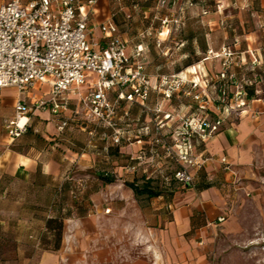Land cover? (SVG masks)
I'll list each match as a JSON object with an SVG mask.
<instances>
[{
  "label": "crops",
  "instance_id": "1",
  "mask_svg": "<svg viewBox=\"0 0 264 264\" xmlns=\"http://www.w3.org/2000/svg\"><path fill=\"white\" fill-rule=\"evenodd\" d=\"M239 3L237 14L243 26L240 37L247 41L241 52L247 56L249 52L260 51L258 42L264 36V0H240ZM108 6V0H98L93 6L89 19L93 40H100L103 36L99 24L112 19L113 13ZM250 15L254 25L249 28ZM251 38L252 41L249 40ZM155 77H152V82ZM47 92V85H41L30 93L13 87L0 89V229L10 224L12 219H17L15 224L45 225L41 218L37 220L36 216L20 215L26 204L22 198L11 195L9 191L12 188L8 183L43 189L60 188L63 184L72 187L75 182L82 186L79 201L63 205V210L73 215L65 218L61 248L55 251L42 249L37 264L74 263L77 259L73 256L82 252L91 241L92 244H102L100 235L105 227L108 243L116 245L118 239L115 235L121 224H125L127 229L137 230L135 234L146 244L149 236H153L159 244H165L166 240L181 244L203 238L210 248L216 243L225 246L230 240L252 246L249 250L264 248V96L243 102L236 112V119L225 118L219 130L203 143L201 150L207 159L201 175L210 186L203 189L194 186L177 192L166 206L172 213V219L166 223L162 196L155 197L151 206L143 208L133 190L126 186V180L121 178L124 168L128 174L133 173L132 168L122 167L117 162L123 157H140L139 153L148 140L138 134L145 131L143 127L147 124L137 130L129 128L135 136L131 141L124 139L120 143V155L114 154L116 148H108L114 143L107 134L101 137L102 141L93 138L86 144H80L69 132L77 121H72L61 131L49 111H38L32 115L30 128L19 138L13 140L8 136L5 125L14 116L17 103L47 97ZM73 110H78V115L85 117L76 99L71 101L68 117L72 116ZM137 136L143 141L138 142ZM101 161L107 164H101ZM96 166L97 170L87 175L90 180L80 177V170ZM100 170L105 174L113 173L115 181L104 183L98 175ZM200 180L201 176L196 183ZM89 199L92 205L88 203ZM50 200L53 202L54 197L51 196ZM52 202L48 210L42 211L46 217L54 212L56 204ZM7 203L11 207H7ZM89 205L92 213L79 214ZM257 244L260 245L254 247Z\"/></svg>",
  "mask_w": 264,
  "mask_h": 264
},
{
  "label": "rangeland",
  "instance_id": "2",
  "mask_svg": "<svg viewBox=\"0 0 264 264\" xmlns=\"http://www.w3.org/2000/svg\"><path fill=\"white\" fill-rule=\"evenodd\" d=\"M239 1L121 0L120 3L108 0L110 11H118L115 20L120 34L129 39L130 47L133 49L139 40H145L147 72L152 77L157 74H181L190 66H197L199 80L196 85L194 75L188 74L184 79L185 83L175 93L176 96L162 102L163 112L158 118V121H163L160 132L155 129L154 117L147 116L140 108L134 109L131 128L137 130L147 124L149 133L142 135L148 136V143L139 153V158L123 157L117 160L118 165L133 170V173L128 174L124 168L122 179L131 181L138 177L142 183L147 176L154 180L155 186L163 190L161 201L165 202L166 223L172 219L171 210L166 207L168 202L172 201L177 192L194 187L174 179V171L182 164L171 153L175 143L173 132L183 129L185 122H192V126L198 130L200 122L204 120L211 123L219 117L236 119V112L247 101L246 91L249 87L255 88L256 95L264 96V36L258 42V53L249 52L245 56L241 52L247 41L240 37L243 26L237 14L240 10ZM127 14L131 16L128 17ZM250 18L249 28L254 25L252 15ZM141 34H145V37H141ZM249 40L252 41L253 38ZM197 95L200 97L196 98ZM46 98L49 99V96ZM158 100H161L160 94L153 92L150 104L153 106ZM166 113L171 116L166 118ZM80 115L83 117V114ZM81 125L79 122L69 129L80 144H86L88 139L93 138H100L99 141H102L104 132L107 131L106 127L99 125L89 135L88 131L93 129V124H83L86 130ZM191 139L197 144L198 150H201L203 143L198 136H192ZM104 162L101 161V164H107ZM190 169L195 175L196 183L203 169ZM94 170H97V166L80 170V177L90 180L91 177L87 175L94 173ZM8 184L12 188L9 191L11 195L17 199L22 198L26 204L20 215L37 216V220L43 215L46 200L54 193L53 188H57L38 189L26 184ZM81 187L75 182L73 189L75 192L78 190L74 194L77 196L69 195L70 198H67L58 194L57 197L55 193L54 200H60L58 202L63 205L79 201ZM154 199L156 198L139 204L143 208L148 207ZM88 203L92 205L90 199ZM90 205L85 210H80L79 214L92 213L89 212L92 209ZM7 207H11V204L7 203ZM64 212L67 213L66 210ZM14 221L17 223V219ZM14 221L12 219L10 224H5L0 229V264H37L42 249L52 246L49 243L42 244V241L45 238L50 242L51 236L44 237V224H15ZM121 226L115 235L118 239L116 245L108 243L109 236L105 227L100 235L102 244H92L91 241L90 244L83 245L86 248L73 256L77 260L72 264H264V248L255 247L260 244L249 250L252 246L230 240L225 246L216 243L210 248L203 238L195 242L187 240L181 244L172 240L169 243L165 239V244H159L153 236H149L146 244L135 234L137 230L127 229L125 224Z\"/></svg>",
  "mask_w": 264,
  "mask_h": 264
},
{
  "label": "built area",
  "instance_id": "3",
  "mask_svg": "<svg viewBox=\"0 0 264 264\" xmlns=\"http://www.w3.org/2000/svg\"><path fill=\"white\" fill-rule=\"evenodd\" d=\"M97 2L0 0V89L13 87L30 93L47 85L49 96L17 103L14 116L5 125L13 140L26 132L31 116L38 111H49L63 131L69 119L80 113L73 110L68 117L72 99L77 100L88 120L111 129L109 138L114 144L134 138L131 130L122 125L134 104L156 119L157 132L163 128V121H158L162 102L179 91L185 78L163 74L152 82V75L147 72L145 44H136L132 49L112 19L99 24L103 36L93 40L89 19ZM153 92L160 94L161 100L152 106ZM170 116L165 114L166 118ZM223 120H204L198 130L192 122H185L183 129L173 132L171 153L182 164L174 176L180 183L195 186L190 168L200 170L207 159L191 137L198 136L204 143L219 130ZM143 129L141 134L149 133L148 125ZM136 139L143 141L140 136Z\"/></svg>",
  "mask_w": 264,
  "mask_h": 264
},
{
  "label": "trees",
  "instance_id": "4",
  "mask_svg": "<svg viewBox=\"0 0 264 264\" xmlns=\"http://www.w3.org/2000/svg\"><path fill=\"white\" fill-rule=\"evenodd\" d=\"M116 2H120L121 3V0H116ZM117 13H118V11H113L112 21L118 26V24H117V22L115 20ZM127 16L130 17L131 15L127 14ZM118 29H119V27H118ZM119 32H120V30H119ZM139 41L140 42H138L136 44H139V43L145 44L146 43L143 38H142V40H139ZM136 44H134V45H136ZM190 64H188V65H190ZM147 70H148V66H147ZM150 75H152V74H150ZM156 76H160V74H157ZM248 89L249 90L246 91V99L247 100L258 97V95H256L255 88H253V87L250 88L249 87ZM175 96H176V94L174 93L172 98H174ZM136 108H140L142 110V108L139 107L137 104L132 105L131 108H130V116L125 118L124 121L122 122V125L126 129H129L131 127L130 124H131L133 111ZM72 121H77L76 123H78V124L80 122L82 124L81 127L84 128L83 130H86V128L84 127L83 124L88 125L89 123H92L94 127H93V129H90L88 131L89 135L93 134L94 131H96L97 128L99 127V125H100L97 122H93L91 120H88L84 116L81 117L80 115H75L72 119H69V124H68L67 127L70 126V123ZM221 125H223V121H222ZM29 128H30V126H28L26 131H28ZM104 134L110 135L111 134V129L107 128V131H105ZM143 135H142L143 139H147V137L143 136ZM111 147L116 148V151L114 152L115 155H120V153H119L120 144H110V146H108V148L110 149ZM181 166H179L176 170L181 168ZM176 170L174 171V173L176 172ZM106 173L107 174H105V171L100 170V172H98V175H99L100 179H102L104 181V183L114 182L115 179H116L114 174H109L108 172H106ZM200 176H201V180H200V182L195 183V186L198 189H203V188H206V187L210 186V184L205 180V177L203 175H200ZM174 179L177 182H179L175 178V176H174ZM153 183H154V180L152 178H150V177H147V176L145 178H143L142 183L139 182V178L138 177L135 178L134 180H131V181H125V184L133 190L134 195H135L138 203H142V204H143V202H147V200H150L152 198L159 197V196L163 195V190L158 188V186H155ZM38 189H42V188H38ZM53 189H54V191H53L54 193L53 194L56 193L57 197H58V194H60V195L62 194L63 197H67V198H69V195H71L72 197H75L77 195H74V194L78 193L77 192L78 190L75 192L74 189H73V186L69 187V185H67V184H63L60 188H53ZM53 194L51 196L54 197ZM50 201L52 202V200H50V198H48L46 200V208L45 209H47V210L49 208ZM58 201H60V200H58ZM58 201L53 200V202H52V204H56L55 205L56 207H54V212L52 213V215L50 214V216H48V217H46V215H44V214L39 216V218L43 219L44 222H45V229H46V233L45 234L46 235L44 237H47V235H50L51 238H52L50 242H47L45 240V238H44V241H42V244L49 243V244L52 245L49 248H43L45 250L55 251V250H58V249L61 248L63 235H64V228H65V218H68L72 214L70 211H67V213H65L64 210H63V203L62 202H58ZM143 206H145V204ZM45 209H43V210H45ZM39 245H40V243H39Z\"/></svg>",
  "mask_w": 264,
  "mask_h": 264
},
{
  "label": "bare ground",
  "instance_id": "5",
  "mask_svg": "<svg viewBox=\"0 0 264 264\" xmlns=\"http://www.w3.org/2000/svg\"><path fill=\"white\" fill-rule=\"evenodd\" d=\"M198 71H197V66H190L189 68H187L184 72H182L180 74V76L187 78L188 74H193V80L194 81H198L199 80V76L197 75Z\"/></svg>",
  "mask_w": 264,
  "mask_h": 264
}]
</instances>
